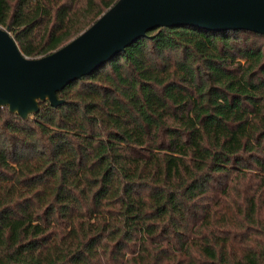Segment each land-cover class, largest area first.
I'll use <instances>...</instances> for the list:
<instances>
[{"label": "trees", "instance_id": "16d2710c", "mask_svg": "<svg viewBox=\"0 0 264 264\" xmlns=\"http://www.w3.org/2000/svg\"><path fill=\"white\" fill-rule=\"evenodd\" d=\"M116 0H0L40 56ZM0 106V264H264V33L159 25Z\"/></svg>", "mask_w": 264, "mask_h": 264}, {"label": "water", "instance_id": "95a60500", "mask_svg": "<svg viewBox=\"0 0 264 264\" xmlns=\"http://www.w3.org/2000/svg\"><path fill=\"white\" fill-rule=\"evenodd\" d=\"M185 24L264 33V0H116L82 32L40 56L27 54L0 24V106L27 118L42 101L58 105L64 101L59 90L139 36L159 25Z\"/></svg>", "mask_w": 264, "mask_h": 264}, {"label": "rangeland", "instance_id": "374dc122", "mask_svg": "<svg viewBox=\"0 0 264 264\" xmlns=\"http://www.w3.org/2000/svg\"><path fill=\"white\" fill-rule=\"evenodd\" d=\"M4 26V25H3ZM12 32V31H11Z\"/></svg>", "mask_w": 264, "mask_h": 264}]
</instances>
